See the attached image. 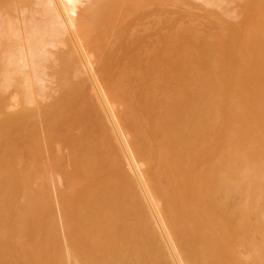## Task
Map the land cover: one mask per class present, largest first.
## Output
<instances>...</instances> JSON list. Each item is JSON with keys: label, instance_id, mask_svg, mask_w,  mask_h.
I'll return each mask as SVG.
<instances>
[{"label": "bare ground", "instance_id": "obj_1", "mask_svg": "<svg viewBox=\"0 0 264 264\" xmlns=\"http://www.w3.org/2000/svg\"><path fill=\"white\" fill-rule=\"evenodd\" d=\"M50 1H52V0H50ZM54 1H52V3ZM255 1H257V2H254V3H256V5L254 4L253 6H255L256 9H259L260 12L264 11V9H262V6L260 4H259V6H261V7L260 8L257 7L258 6L257 4L259 1H260L259 3L264 5V3H263L264 0H263V2H261L262 0H259V1L255 0ZM57 2L56 3L59 5V7H58L59 9L55 7L56 8L55 11L57 12L58 17L60 18V16H62L61 18H63L65 24L67 25V28L68 27L70 28V29L68 28L69 30H72V28H73V30H74V31H72L73 37H75L74 35H76V34L79 37L78 38L77 35H76L77 38H75V39L74 38L72 39V37H70L71 40H73L74 43H77V45L75 44L76 46H79L82 43H84L87 46V48H85L84 52L86 50L89 51L90 48H92L89 46L93 43L95 37H91V35L93 34L92 32L88 33V31H87L88 29H89V31H92V29L89 28L88 24L84 25V23H86L88 21H86V22L84 21L83 24L79 23V21H78L74 24V22H73L74 20L72 18V15H74V13H75L74 7H75L76 0H58ZM58 5H56V6H58ZM263 8H264V6H263ZM248 9H250V7ZM261 9H262V11H261ZM57 10H59V13L61 15H59ZM259 10H257V11H259ZM257 11L256 12L254 11L256 13V15L258 14ZM260 12H259V14H261ZM255 13H253L254 16H256ZM262 13L264 14V12H262ZM263 14H261L259 16L257 15L256 17H254V18H256V21H254V22L252 20H249L255 24H251V26L246 25L247 26L246 28L251 29V30H249L250 32L248 30L245 31V33L243 32L244 33L243 35L248 34L246 37L243 36V37H245L244 39H247V40H244L243 43L248 41L249 43L252 44L254 42L253 43L254 51H253V49H251V51L249 49L246 50V48H248L247 46L249 45V43L248 44L245 43L246 48L243 47L245 50L242 49V50H244V53H246V56L243 54L241 57L244 60L247 59L245 61H247L246 63H248L249 65L244 64L245 63L244 60H241V62L242 61L244 62L243 63L244 65H243V67H239L242 64H240L241 62L239 61V59L237 60V57H236L237 61H234L235 59L233 58L234 59L233 60L232 57L230 59L229 58L227 59V54L229 53L228 47L232 50H234V49L237 50L235 48L236 46L233 47L234 49L231 48L230 46L232 43L234 44L235 41H237V39L240 35H241V37H239V40L241 38V41H242L243 37H242V34H240V30H239L241 28V26H239L240 27L239 29L237 28L239 30V33L235 32V30L238 31L237 29H235L234 32H233V30L230 31L232 33H236L238 36L236 40L235 39L233 40L234 41L233 42L232 39H230L231 34H230V36L228 35L229 38L228 37L227 38L229 40H231L232 42L227 40L231 44H229L227 41H226L227 43L226 42L225 43L229 44L230 46L229 45L228 46L222 45V46L226 47V49L224 48L225 50L223 48H218V49H223V51H220L219 54H221L222 52H226V54L222 53L221 55H218V53L216 52L217 47H214L215 50L212 49L215 51V53H217V55H215L213 53L214 51H212V53H211V51H210L211 48L209 50L210 54H213L212 55V57L214 56L213 58H215V56H217V58H216V61L218 62L217 64L223 63L224 67L227 65V64L225 65V62H223L221 60L222 58L220 59L222 63L221 62L219 63L220 60L218 59V56L223 57L222 55H225L226 59L228 60V63L229 62L231 63V67L236 62L235 65H238L240 70H238L239 68L237 69V67L234 65V67H236V70H234L233 69L234 67H232V70L230 69L227 72L225 71L226 73H224V71H223V74L221 73L222 75L220 74L219 76L216 75L214 71L217 69V73L219 74L220 73L219 71H221L223 69V67L221 65H219V67H221L222 69L217 68L218 66L215 68L216 65L214 66V64H216V63H214V62H216V61H214L212 59V57L209 53L206 55V57H204L205 53L209 52V51L204 52V49L206 50V48H207L206 46L204 49L201 50V48L204 47L203 46L201 48L198 47L200 49V50L198 49V51L201 53L202 52L204 53V54L202 53L203 59H201L202 54L198 53V51H197L198 58L200 56V60L197 59V62H201L202 60H204V62H202L204 64V66L202 63L201 64H202L203 68L206 67L205 68L206 70L202 69V70H204L202 74L201 73L196 74V71L193 72L197 68H202V66L197 67V68H194L196 66L192 67V68H194V69L191 68L193 71H190V72L188 71L189 73L187 75H186V72H184L183 74L182 73L179 74L182 71L178 72V70H177V72H176L175 70L178 69L177 67L181 64V61H182V60H178V58H180V56H179L176 59L177 62L176 61L174 62L172 60L174 63H176V64L172 63L173 66L175 65L174 67L172 65H169V68H170V66H171V68H174V69H172L174 72L172 71L168 75V72H169L168 68L165 70L164 69L159 70V71H161V73L159 71H157V69H160L161 66L158 68H156V66H155L156 63H159V62H157L158 58H157V60H155V59L153 60V58H155V56L152 58L153 54H151V53H154V51H151V50L149 51L151 54V57L149 56L150 57L149 58L147 56V54L149 53L148 49H146L147 51L145 49H143L142 51H143L144 55L147 52L145 56L143 55V53H141L143 55V57L147 56L149 59H151V58L152 59L148 61L147 60L148 58L147 59L143 58V57H141V59L138 58V59H140L139 61H141V62H142V59L147 60V61L145 60L148 63L147 66L141 65L143 68H141V66L138 68L137 66L134 65L138 61L137 58L136 59H130L131 61L130 60L128 61L129 63L131 62V64L133 63L132 65H134L132 70L136 67L139 70H141V73H143L142 76L141 75L139 76L138 71H136V73H138L137 75L140 78L139 77L136 78V76L129 78V80H131V83H132V79H134V80L136 79V81L135 82L133 81V82L134 83L137 82L139 84L136 83V85H135L133 83V85H135V86L131 85V89L129 88L130 91L127 90V91H129V92H127L128 96L126 95V97L128 99L125 96L123 97L121 94L122 92H124L122 90H124V88H126V86L123 84L124 83L123 81L125 78L123 79V77H122L123 81L121 79H118V81L121 80L120 81L121 83L119 85L120 86L123 85V87L121 86L123 89H118V88H120V86H118L119 82L116 83L117 82L116 80H113V78H109L110 80H113L114 82L116 81L115 83L117 85L112 82L111 84H114V85H110L111 86V88H110V86H109L110 83L108 84V87L111 89V90L109 88L107 89L109 91L108 95L109 96L112 95V97H115L117 99V101L119 100V102L121 101V99H126V102H128L127 103L128 107L131 106V104L129 105V100L132 99L131 96H135L136 93H138V91L140 93V95H139V93L137 94V95H139V96H136L137 98L134 97L135 101L137 99L136 102H137L138 106H136V105H135L136 107L133 106V104H135L134 103L135 101L133 100L132 106L135 107V109L129 107L131 109V111L133 109L134 111L136 110V112H131L129 108H128L129 111L126 110L128 113L131 112L130 114L132 116V120L130 119L131 116L129 118V116L126 115V117H128V119H129V120H127V122H129V124H128L129 127L134 126V127H132V130L134 131L136 128V131H137V132H133V133H135V135H133V136L134 137L136 136L135 139H137V140H135V139H133V140H135V142L138 143L139 138H140L139 146L137 143H135V145H134V147L137 145L135 148V152H136L137 156L139 154V156H138L139 161L141 159L140 157L142 156V159H143V157L145 159L147 158L146 159L147 162L151 160L152 162L157 163V165L154 166L153 163H151V165H150V163L148 162L149 163L148 164L149 170H150V171H148V175H151V178L147 175L149 177V178L147 177V183H148V179H149L150 184H153V185L155 184L152 182H154L158 179V177H159L158 174H160L158 170H160L161 168H163V167L167 168L168 167V168L173 170V171L172 170L171 171L173 172V175H175V177L173 175H170V174H172L171 171L167 170V172H165L166 169H165V171L163 170L164 168L161 169L162 171H164V173H166V175L169 174L167 176L169 182L167 181L168 183L167 182L165 183L164 179H166L167 177L163 178L162 176H164V174H161L159 181H161L163 178V183L162 182L159 183V181L156 182L157 185H159V184L160 185L156 186V184H155L154 185V186H156L155 190L159 187H164L163 185L167 184L165 187L166 192L161 193V191L156 190L157 195L156 194H154V195H156L157 197L153 195V193H155V190H153V188H154L153 185H152V187H153L152 188L150 186V184H148L150 186V190L151 189L153 190V191H151V192H153L151 194V192L148 191L149 190L148 187L146 186L147 183L144 185L147 187L148 190L145 189L143 183H141V180L139 178H137L135 176H134L135 178H133V176L130 177L128 175V174H130V175L132 174L130 172V170L133 168L128 169V171H129L128 174H127V172H128L127 170H123L124 168L123 169L121 168V166L124 167L123 166L124 163H127V164L129 163V162H127L126 159H124L126 156L125 154H127L126 153L127 151L126 152L124 151L125 154L123 153V150H125V149H122L121 147H125V146H122V144H123L122 142L120 145H117L118 147L116 146V148H118V151H117L118 154H121V153L123 154V155L122 154L119 155L120 158L116 156L118 154H116V148H114V146L112 147V145H111L112 143L110 144L111 146H109V145H107V143H105L106 142V140H104L105 138L102 139L104 141V142L103 141L102 142L105 145L102 142H100L101 145H98V146L99 147L100 146L101 147H103V146L108 147L109 146L110 148L108 147V149H106L104 147L103 148L104 151L102 150V151H100V153L97 152L98 151L97 149L99 147L96 149L95 144L97 145V142L100 141V139L102 137L101 134H104L103 133L104 131L107 134L106 129H105V127H106L105 124H108L109 125V126L107 125L108 127H111V128L113 127V126H110V124H109V123H113V122H109L107 120V119L110 120V118H112L111 115H110L111 117L107 116L110 118H106V120H105L108 123L106 122L105 124H103L104 123L103 121L106 117L105 115L108 114V112L105 111L108 109L107 106H105V104L107 103L106 102L107 100H105L106 103L103 105V102L101 101L100 98L105 99V96L101 97L102 96L101 94H97L96 97H98V98L100 97L99 98L100 102H99L98 98H96L97 102H99L98 104L94 100H93L94 101V103H93V102H90L89 99L88 100L85 99L86 102L87 101L90 102L91 108H89L90 104H88V103L86 104V102H84L81 104V108H79V109H82L84 107L82 109V111L79 109L76 111L75 110L76 108L72 107V104L74 106H76L75 104H77L80 101L78 99L83 98L82 96H79L80 98H78L77 95H80L81 90H82V89L80 90V88L84 84H82L81 83L82 80H80L81 81L80 83H76V84H80L79 90L76 87L77 91L75 92L74 89H76V88L74 86H72V87H74V89L71 91L70 85H74V84L70 83V85H68L70 80L68 78H66L67 81L69 80L68 83L66 82L67 83L66 87H67V89L68 88L69 89L66 90L65 89L66 87H64L65 85L63 86L64 87L63 90H66L65 91L66 93L64 94L63 99H62V97H63V95H62V97L59 99V102L62 100H64V101H63V104H62V102L59 103L61 106L58 107L59 108L58 111L56 110V112H58L57 113L58 115L55 114V115L60 116V117L54 118L51 116L52 118L57 119V120H54L52 118H50V121L48 120L49 123L48 122L47 123L49 124L48 126H50L49 127L50 132L49 133L47 132V136H49L48 134H50V133L52 134V135L50 134L51 135L50 137H53L54 134L56 136H58V133H59L58 129H59V131H61L62 129H60V128H62L61 127L62 125H63V128H65L67 130L73 128L74 123H75L74 125L79 124L78 126L80 128H83V130H82L83 134H81L79 136H76V134H78L79 132L76 134H73L74 136H72V134L69 135V132L73 129H71L68 132V134H66L67 130L64 129V131H66L65 134L67 136L65 135L64 137H60L64 142H66L65 145L69 144L70 148L71 147L73 148V153L70 156L73 155L72 157L74 158V164H76L75 165L76 167L73 166L76 169L74 171V173L70 174L68 171H66L68 174L64 173V175L68 176V178H66V180H67L66 183L69 186L66 185V186H68V190H64L66 192L62 191L60 194L62 197V199L60 201V204L62 206L61 208L62 209L64 208L62 210L63 216L66 214V216L68 217V219L66 221H64V223H66V225L69 226V228L72 230L71 231L72 236L75 235L76 233H78L76 236L77 237L79 236V238L81 237L80 243H79V241H77L79 245L76 244L77 242L73 241L74 245L73 244L72 245L74 246L75 250H71L72 252L73 251L77 252L78 248H79L80 255H77V254H75V255L77 257L82 256L80 261L78 260L79 257L77 258L76 256H74L72 254V252L70 253V250H69L70 248L67 249V252L69 250V254H71L72 257L73 256L75 257V259L73 258L74 261L77 259L78 263L80 262V264H81V262H82V264H167L166 261H169L170 264H173L176 262H178V264H186V263H188V264H208V263L209 264H262V257L264 256V254H262V253H264V249H262V248H264V247L259 246L262 244H257V242L253 241L254 243H256L255 244L256 247H258V249L260 248L259 251H261V252L258 255L259 259H258V257H256L257 255H255L254 258H252L250 262L247 260H242L238 256V254L236 252V248L239 244L242 243V238H243V235L245 234V232H246L245 235H247L248 232L246 230H247V228L249 229L248 224L251 223L252 222L251 220H253V219L255 221H257V224H258V225L256 224L257 226H255V229L257 227L256 230H258V232L255 231L256 234L259 233L260 237L262 235L263 236L262 238H264V217L262 214V212L264 211V197L262 198V196H264V191L262 189V188H264V164L260 163V158L264 159V22H263L264 15ZM248 15H249V13H248ZM257 18H260L259 22H258ZM83 19L84 18H82V20ZM63 20L61 19V21H62L61 23H63V25H64ZM82 20L80 22H82ZM260 20L262 22H260ZM244 21H246V20L244 19ZM256 22H258L259 24H257ZM77 23H79V24L76 25ZM255 25L259 29L257 28V30L253 31V29H256V27H254ZM260 25H261V27H260ZM87 26H88V28L86 29ZM244 29L242 28L241 31ZM73 32H75V34H73ZM253 32H255V33H253ZM250 33H253L254 36L252 34L249 36ZM187 34H188V32H187ZM175 36L172 37L174 39H172V38L171 39L173 40V42H176L177 40L179 42L180 38L179 39L176 38L177 40H175ZM182 36H185V35H182ZM214 36L215 37L211 36L213 39L215 38L214 41L215 40H217V42L220 41L218 43L222 44L221 39H223L222 38L223 36H220L221 38L218 36H217L218 38H216V35H214ZM251 36H253L252 40L255 38L254 39L255 41L250 40ZM209 37H208V39H210ZM235 37H236V35H234L233 38H235ZM248 37L250 39H248ZM91 38H93V41L91 40ZM167 38H170V37H167ZM206 38H205V40L208 42L209 41L211 42L213 40L212 38H211L212 40H208ZM77 39L80 41L79 44H78V42H75V40L78 41ZM171 39H168L169 41L166 40V41H168L166 43L168 46L172 45L171 43L168 44ZM37 40H36V44L38 43ZM198 40L199 39H197L194 43H196ZM205 40H202V41L204 42ZM73 41L70 42L71 46H73V44H72ZM202 41H200V42L204 45V43ZM206 41H205V43H206ZM33 42H31V44ZM39 42H40V39H39ZM90 42H92V43L89 44ZM178 42H176V43H178ZM237 42H239V41H237ZM139 43H142V42H139ZM139 43H138V45H139ZM176 43H174V44L176 45ZM84 44H82V45H84ZM217 44H216V46H217ZM235 44L237 45V48H238V45L240 44L239 50L241 52L240 48L243 46V44H241L240 42L238 44L237 43H235ZM28 45H30V44H28ZM32 45L34 46V44H32ZM85 45H84V47H85ZM133 45H134V47L136 45L137 46L136 48H139L136 43ZM133 45L130 44V46H132V48H133ZM159 45H157V46H159ZM213 45L215 46V44H213ZM189 46L190 47L193 46V43H192V45L190 44ZM198 46H199V43H198ZM207 46L210 47L209 45H207ZM222 46L218 45V47H222ZM129 47H128V50H130V48H131V47L130 48ZM155 47L152 49H155V50H156V48L157 49L161 48V50L163 48H164V50L167 49V48H165V46L163 48H162V46L156 47V48ZM177 47H179V46L177 45ZM184 47L186 49V50H184V57L187 58L188 56L192 55L191 54L192 51H195L194 55L196 54V49H197V48H195L196 46H193L194 49H192L190 47L188 48V46H184ZM184 47L181 46L180 47L181 50H183ZM28 48L32 49L29 46H28ZM75 48L77 49V47H75ZM75 48L73 47L72 51L74 50V52L76 53ZM78 48L80 49V46ZM136 48H135V50H136ZM171 48L168 47V49L165 50L166 52L163 50L164 52L162 51V54L163 53L164 54L161 56H160V54H158L160 56V58H162L165 54H167L168 51H169V53H173L172 50L175 49V46H171ZM187 49H190V50H188V52H191V53H188ZM208 49L209 48H207V50ZM92 50H93V48H92ZM92 50H90V51H92ZM94 50H96V51H94ZM94 50H93L94 53L97 51H100V50H97L95 48H94ZM116 50H119V49L117 48ZM181 50H179V51H181ZM88 51H86V52L88 53ZM247 51H250V56H249L250 58L248 57L249 53H247ZM77 52H78V54L76 53L77 57H79L80 61L83 62L81 58L84 55H86L85 54L86 52L84 53L83 56L81 55L82 57H80V54H83V52L82 51H81V53H79L80 51H77ZM120 52L119 53L117 52V53L120 54ZM185 52H187L190 55H187V53H185ZM75 53H74V55H75ZM121 53H123V52H121ZM169 53L167 54L168 57L170 56ZM180 53L182 54L183 51ZM233 53L236 54V51ZM251 53L252 54L256 53V54L252 57ZM89 54H90V52H89ZM102 54H104V53H102ZM114 54H113V56L115 57ZM240 54H242V52ZM66 55L70 56L71 54L69 53ZM74 55H71V57H68V58H67V56H64L63 58L62 57L61 58H62V60L64 59L63 61H65L66 59H69L68 62L66 60V62L68 64L69 62L71 63L74 61L73 59H74V57H76V55L75 56ZM137 55L139 56V53H137ZM158 55L156 53L157 57H158ZM185 55H187V56H185ZM208 55L210 57H208ZM103 56L104 55H102V57ZM65 57H66V59H65ZM77 57H76V59L79 61V59ZM116 57L120 58L119 55L118 56L116 55ZM207 57L209 59L211 58V60L213 62H210V60H209V62H207L208 61V60H206ZM228 57H230V56L228 55ZM189 58H191V59L196 58V55L190 56L187 59L190 60ZM84 59H85V57H84ZM123 59H125V58H122V60ZM169 59L170 58H168V60ZM223 59H224V57H223ZM71 60H73V61H71ZM122 60H120V62ZM132 60H136V62L134 63ZM159 60L162 62V64H164L163 63L164 59H163V61H162V59H159ZM174 60H175V57H174ZM188 60H187V62H191L193 59L190 61H188ZM87 61L88 60H86V62ZM154 61H155V63H154ZM165 61H166V59H165ZM167 61H166V64H167ZM195 61L196 60L194 59L193 62L197 65V62H195ZM120 62L117 61L118 64L122 63V62L121 63ZM128 62H126V63L124 62V63L126 65H128L127 64ZM141 62H139V63L137 62V63L140 64ZM178 63H180V64H178ZM184 63L186 64L185 61H184ZM194 63H191L190 65H192ZM206 63H208V64H206ZM210 63H211V65H210ZM237 63H239L240 65ZM118 64H117V66H118ZM166 64H164V65L166 66ZM177 64H178V66H176ZM201 64H199V65H201ZM108 65H109V63H108ZM121 65L123 66L124 64H121ZM121 65H119V66H121ZM143 65H145V63ZM182 65H183V63H182ZM190 65H188V66H190ZM81 66H82V64H81ZM104 66H107V65H105V61H104V65L101 67L102 70L104 69ZM115 66L116 65H113V67H115ZM117 66L115 68L116 70H117V68H119V66L118 67ZM130 66L131 65L129 64V67ZM212 66L215 69H213ZM246 66H248V68H246ZM109 67L112 68V66H109ZM109 67H106V68H109ZM123 67L121 69H123ZM125 67H127V66H125ZM182 67L185 68L184 65ZM182 67L179 66V70ZM229 67H230V65L228 66V68ZM125 69H127V68H125ZM125 69H124V71H126ZM142 69H143V72H142ZM219 69H221V70H219ZM109 70L107 69V71H109ZM155 70L158 73H160V75L162 73H165L164 76H163V74H162V76H160L159 74L157 76V73ZM187 70H188V68H187ZM200 70L201 69H199L197 71H200ZM127 71H129V70H127ZM130 71H131V69H130ZM165 71H168V72H165ZM236 71H238V72H236ZM131 72L134 75L135 72H133V71H131ZM165 75H167V76H165ZM179 75H181V76L179 77ZM182 75H184V76L182 77ZM131 76H132V74H131ZM159 76L163 79L159 80L158 79ZM184 77H187L189 79V82L186 80L187 78L185 79ZM183 78L187 82V84H186V82L185 83L182 81L180 82V80H183ZM138 79H139V82L137 81ZM106 80L108 82V79H106ZM129 80L127 78V82H130ZM127 82H125V84ZM182 83H184V84H182ZM91 84H92V82H91ZM112 86L115 87V89L118 86L117 92H119V90L122 92L117 94L116 90H114L112 88ZM93 87L91 86L92 89H93ZM127 87H130V85L127 84ZM155 87H157V89H155ZM132 88L138 89L137 92H136V89H135V91L133 90V92L135 94H133V92H131ZM158 89L160 91H158ZM69 90L71 92H67ZM94 90H95V88H94ZM140 90H142V91H140ZM149 90H150V92H151V90H153L155 93L158 92V94L156 93L157 95H155V93H154V95H153L152 93L149 92ZM110 92H113V93H110ZM114 92H116V93H114ZM96 93L97 92L94 93V96ZM128 93H130L131 95H129ZM124 94H126V92ZM120 96H122L121 99L118 98ZM112 97H110L108 99V101L111 99V101H110L111 103L108 105V107L111 105V107L113 108L112 105L113 104H114V106L116 105L113 102L114 101L117 102V101L114 98L112 101ZM104 99H103V101H104ZM175 99H177V101H178V102L176 101L177 103L174 102ZM76 100L78 101L77 103L75 102ZM73 101L75 102V104ZM122 101H124V104L126 105L125 100H122ZM122 101H121V103H123ZM172 101L175 104L172 103ZM81 102H83V100ZM121 103L117 102V105L121 104ZM83 104H84V106L82 107ZM94 104L95 105L97 104L96 107H100V109H97L95 107L98 111H100L102 109L100 111V113L102 115L100 113L98 114V112H96L97 110L94 108ZM86 105H87V108H86ZM92 106H93V108H92ZM127 106H126V108H127ZM71 107L75 108L74 110L76 113L72 114L73 109ZM139 107H140V109H136ZM70 108L72 109L71 113L69 111V110H71ZM103 108H105V110ZM87 109H88V111L90 110L89 112L92 113L93 117L91 116V113L89 115L88 111H87V113H82V112H85V110H87ZM92 109L93 110L95 109V111H93ZM109 109H110V107H109ZM109 109L107 111L111 110V109L110 110ZM80 111H81V113H80ZM102 111L104 113H102ZM78 112H79V115H78ZM127 112H125V113H127ZM66 113H67V116H66ZM9 114L10 113L5 114L6 116H4V117L0 115V117H3V119H5L4 122L0 121V129H1L0 130V137H1V134H4V135L6 134L11 139V141L9 140L11 142V143L9 142V144H10L9 146L7 144L8 142L6 144H2L3 140L1 141L2 145L8 146L9 150L5 146L6 149L8 150V152H6L7 151L6 149H5L6 151H3V150L0 151L2 153V155H0V158H1V156H3V152H4L5 157H6L5 152L7 153L8 157H10V159L6 157V159L10 161V164H8L9 161L7 162L8 166H6L7 164L5 165L6 160L5 159L3 160V157H2V159H0L2 161V163H0V165L2 166L4 163V166L7 167V168H5L3 166L0 168V169H3V170H0V200L3 201L5 199V201H4L5 205L2 204V202H0L3 205V208H1V209H4L3 211L1 210L2 211L1 213H4V214H0V219H1L0 225L2 223L1 227L3 228V231L0 229L3 232L2 233L0 231L1 232V234H0V264H21V261H20V263L17 262V260H20L19 258L21 256H19L18 259H17V256L19 254H21V252H19V251H23V254H21L22 258H23V255L25 254L24 252L26 250H27V256L28 257L25 256L24 259H22V262H25V260H27V258H30L31 260L30 259L29 260L31 262L29 263V260H27L26 261L27 264H62V263L66 264L67 259L64 262V258H65L64 253H66V252L63 251V250H65L63 248L67 244L65 243L66 245H64V247L62 248V246H63L62 244L64 243V240L62 241L63 243H60L61 246L58 243L59 241L57 238L61 239L60 238L61 234H60V236H58L59 231L57 229L56 221H55L56 228L54 226V228L52 229L53 221L51 220L52 216H50V215H53V214H50V213H52V211L51 212L49 211V209H50L49 205L50 204L49 205L46 204L49 201V200L47 201L48 196L45 197V199L42 198V201H41V199L39 200V198L42 194L39 197H35L37 195V193H35L36 190L33 191V189H36L39 186L38 187L36 186V188H35V187H32V185H31V188H30L29 187L30 183L28 185V182L30 181L29 177H31L30 175L33 174V172L31 173L29 171L30 175L27 173V176H26V173H25L26 169L24 171V174H21L20 170H15V171L13 170L16 167H19L20 164L22 163V160H20L23 158L22 156L26 155L25 159L27 158V156H28L27 151H29V148H31L32 145L35 146V144H36V146H37V144L40 145L39 144L40 142L38 143L36 141L37 138L35 139V142H37V143H35L34 141L31 142V140L33 139V138L31 139V137L34 135V133L32 132L34 129L33 130L31 129V127H33V124H30L28 126L29 129H31L30 130L31 135H29L28 133L22 135L24 132L22 129V127L24 125L23 126L20 125V122L22 121V116L19 114L17 115V114L13 113L15 115V116L13 115L14 116L13 117V116H11L12 114L11 115H9ZM68 114H71L72 116L76 115V114L77 115H76L75 119H72V118H74V116L71 118V116L69 115V117H70L69 118ZM95 114H97L98 116H95ZM109 114H111V113L109 112ZM130 114H128V115H130ZM7 115H9L11 117L9 118V116H7ZM55 115H53V116H55ZM102 117H104V118H102ZM63 118H64V120H63ZM8 121H9V124H8ZM110 121H114V120H110ZM2 124H3V126H2ZM111 125H114V124H111ZM236 125H237V127L239 125L238 130H239V128L242 129L243 127H246V130L245 131L243 130L244 131L242 133L243 137L241 138V139H243V138H245V139H243L244 142H241L242 140L240 141V139H239V141L241 143L240 142L238 143V141L236 140L237 141L236 143L238 145H236V143H233V145H232V143H231L232 146H229V141H227V140H229V138H228L229 132H230V130L232 131L231 128L235 127ZM241 125H244V126L241 127ZM9 126H10V129L12 128L11 132L9 130L10 135L7 134ZM107 129H109V128H107ZM113 129H115V128H113ZM111 130H109L110 132H108V134H107V135H110V137L113 134L115 136L119 132L118 129H117V131H118L117 133H116V130L115 131L114 130L111 131ZM235 130H236V132H238L237 129H235ZM13 131H14V133H13ZM15 132H18L17 134L20 133L19 137ZM233 132H234V130L232 132H230V134L234 135L235 133H233ZM61 134H59V135H61ZM118 134L116 136H118ZM15 135H16V137H15ZM27 135H29V136L27 137ZM3 136L1 138H3ZM8 136H7V138H8ZM50 137H48V139ZM233 137L235 138V135L232 136V138ZM107 138H109V137H107ZM111 138L113 139V137H111ZM118 138L114 137V139L117 142L120 140V139L117 140ZM54 139H55L54 140L55 142L57 140H61V139H57L56 137ZM110 139H109V142L112 140V139L111 140ZM114 139L112 140L113 144H115V143L117 144L116 141L114 142ZM5 140H4V142H5ZM49 141H52V140L50 139ZM95 141H97V142H95ZM107 141H108V139H107ZM120 141L118 142V144L120 143ZM29 142H31L32 144H29ZM64 142L59 141V143H64ZM109 142H108V144H109ZM232 142H234V141L232 140ZM52 143H54V142H52ZM243 143L246 144L245 149L243 148V146H244ZM19 146H22V148L18 149ZM36 146L34 147L35 149L38 147V146L37 147ZM239 146H242L241 151H240V149H238ZM127 147H125V148H127ZM27 148H28V150H27ZM93 148H95L96 150H93ZM100 148H99V150L102 149V148L101 149ZM21 149H23V151H24V149H26L27 153L24 151L25 154L22 155L20 152H23V151L19 152V150H21ZM33 149H32V151H33ZM110 149H111V151H110ZM36 150L40 151V146ZM211 150H213L214 152H212ZM119 151H120V153H119ZM202 151H204V152L206 151V152L205 153L203 152V158H201L203 160L201 162L200 161L201 159H199V158H200V155H202V154H200ZM20 154L22 156H20L18 158V156ZM30 154L31 153H29V155ZM34 154H36V156H37V153H34ZM214 154L215 155L217 154L218 156L217 157L215 156L216 157L215 158ZM253 155H258V158H256L254 156V159H253ZM129 156H130V153H129ZM58 157L59 156L55 157V160H58ZM218 157L220 158L219 161H218ZM28 158H29V156H28ZM32 158H35V157L31 156V159ZM255 159L259 160V163L257 164V165H259V167L257 165L252 166V164H254L256 161ZM15 160H17V161H15ZM27 160H30V159H27ZM34 160H33V163H34ZM59 160H60V158H59ZM114 160H115V163H114ZM146 160L143 159L142 162H144V161L146 162ZM196 160H199V164H197L198 162L197 163L195 162V164L193 163V161H196ZM135 161H137V160H135ZM252 161H253V163H252ZM257 161H256V163H257ZM13 162H15L14 164H16V162H17V164H18V165L17 164L15 165L16 166L15 168L13 167L14 166V164H12ZM29 162H31V160ZM130 162H131V160H130ZM237 162H240L239 167H241V168H238L236 166ZM27 163H28V161H27ZM132 163H133V160H132ZM134 164H135V162L133 163V165ZM191 164H194L195 166L192 167ZM11 166L13 167V169ZM21 166H20V169H21ZM134 166H136V164ZM161 166H163V167H161ZM198 166H200V167L198 168ZM128 167H130V166L128 165ZM260 167H262V168H260ZM42 168H44V167H42ZM195 168H197V169H195ZM251 168H252V172L248 173V171ZM45 169H47L46 166H45ZM45 169H42V170H45ZM125 169H127L126 165H125ZM135 169H136V167H135ZM42 170L39 172H42ZM136 171H137V169H136ZM153 171H155V172L152 174L158 176V177H156L153 175V177H156L155 180L153 179L152 174H151V172H153ZM162 171H161V173H163ZM21 172H22V169H21ZM45 172H46V170H45ZM45 172H43L44 175L38 174V172H37L38 178L40 175L42 177L44 176L43 179L47 178V176H45V175L47 174L48 170L46 173ZM16 173H20L18 175H21V176L15 177ZM135 173H134V175L137 174V176H138V174H139L138 171L136 174ZM62 175H63V173H62ZM24 176H26V177L24 178ZM67 176H65V177H67ZM169 176L170 177L172 176L171 177L172 180H175V181L172 182V180ZM33 178L34 177H32L31 179H33ZM131 178H133L134 180ZM151 180H153V181L150 182ZM7 184H9V185L11 184L15 188V189L13 188L14 191L11 192L13 189L11 190V188L9 187L11 191H9L7 193L12 194V195L9 196V194L6 193L7 197H10L9 199L7 198V200H9L10 203H8L9 201L6 202V195L4 196V194H3V191L5 193V189H8V188H4L3 186L8 187L9 185H7ZM169 185H173L175 187L173 189L177 188L176 190H178V188H179L178 193H171V192H175L176 190H173L172 188H171L172 190L170 189V187H173V186H170L169 190H168L167 186H169ZM41 187L42 186H40L39 188H41ZM165 189L163 190L161 188V190L163 192L165 191ZM19 190L24 191V193L22 195H24L26 197L22 196V198H25L27 201H25L26 203L24 202L25 204L22 202L24 204V205L22 204L23 208L20 207V208L15 210L14 206H17V205L12 206L14 204L13 199H15L13 197H15L14 193L20 192ZM41 190L43 191V187L40 189V192L44 193ZM146 190L150 193H148ZM167 190H168V192H167ZM170 190H171V192H169ZM37 191H39V190L37 189ZM158 191L160 193H158ZM258 191H261L260 193H262L261 194L262 196L258 195V193H257ZM25 193H26V195H25ZM18 194H21V193H18ZM145 194H147V196H150V195L153 196L156 200L158 199L159 202H160V197H161L162 198L161 201L166 205V207L170 204V202H172L174 207L167 209V210L172 209V211L173 210H175V211H173V213H168L169 211L166 213V211H167L166 210V211H164L165 212L164 214L162 211V213H161L162 216L160 214L159 215L163 218V220L160 218L159 221L157 222V220L154 219L156 215H154V213H153V212H155V211H153V209L155 207L157 208V205L154 207L155 203L154 204L152 203L154 208L150 209V208H152L149 206V205H151V202L150 203L147 202L148 200L150 201V198L149 197L146 198ZM159 194H161L162 196L160 195V197H158ZM45 195H46V193H45ZM72 195L74 196V198ZM256 195H257V198L261 196V199L263 202L259 198H258L259 201L255 202V199H257ZM68 196L70 197V199ZM16 197H18V196H16ZM37 198H38V200H37ZM154 198H153V201L151 199L152 202H154ZM253 198H254V202H253ZM25 199H22V201H24ZM43 199H44V202H43ZM141 199L142 200L147 199L146 200L147 203L145 201L142 202ZM39 201H41V203H43V207ZM62 201H63V203H62ZM158 201H156V204L159 203ZM250 201H252V202H250ZM38 202H39L41 207H38ZM51 202H49V203H51ZM261 202H262V204H261ZM167 203H169V204H167ZM172 203L170 205H172ZM256 203L260 204V207H259V205H255V207L256 206L257 207L255 209H253L254 204H256ZM6 204L8 205V207ZM19 205L21 206V204H18V206ZM44 205H46V206H44ZM9 206H12V207L9 208ZM35 207H38L39 210L38 209L34 210ZM15 208H17V207H15ZM256 209H259V210H256ZM254 210H256V211H254ZM63 211H65V212H63ZM35 212L36 213L38 212V214L34 215V214H36ZM159 215L157 214V217H159ZM148 216H150V219L152 221H154V223L151 220H149ZM157 217H156V219H157ZM27 218L29 220H27ZM30 218H33L36 221H38V222L32 223L34 225L35 224L37 225V226L32 225V226H34V228L30 227L29 226L30 224L28 226L26 225L27 227L24 226V224H27L28 221H29V223H31ZM52 219H54V218H52ZM64 219H65V217H64ZM24 220H26L27 222ZM23 221L26 223H24ZM150 222H152L153 226L155 225V222H157L158 230L161 229L160 227H162L165 224L164 228H165V230H168L167 232L170 235L167 234V232H165V230L163 231V229H161L160 232L163 231V233L161 234L159 232V235H160L159 238L161 239L159 241H162V238H163L162 242H163L164 246H166V249L164 248V250H163V246L160 247L159 243H156V244H158L157 246H152V241L153 240L155 241V239H157L156 238L157 231L155 234V230H154V228H156L157 226L155 225L156 227H152ZM167 224H168V227L166 228ZM252 225L253 224L251 223L250 226L252 227ZM69 228H66V230L68 229L67 232L70 230ZM186 228L187 229L189 228V230H186ZM253 228H251V230H253ZM53 230L57 233L58 237L55 235L57 238L54 236L55 233H53ZM251 230L249 229L250 232H251ZM45 231L47 233L48 232L49 233L47 234V233H45ZM169 231H171V232H169ZM182 231H185V232L188 231L187 232L188 234H186L185 232L182 233ZM255 232H254V234H255ZM50 234H52V235H50ZM68 234H69V232H68ZM171 234H173L174 236L176 234V238H180V240H182V238H183V240H185V242H183V240L179 242V243L183 242L182 243L183 247H181L182 250L180 249L181 244L179 245V250H181V251H179V254L181 252L180 256L182 258V259H180L181 260L180 263H179V261H176V262L174 261L179 256L178 253H176V256L177 255L178 256L175 259L174 258L171 259L172 257H174V256H171V253L169 252L170 247L172 246V244H171L172 241L169 239V238H171ZM173 235H172V238L174 237ZM166 237H169V238H166ZM247 237H251V236H247ZM260 237L258 239V236H257L256 239L260 240ZM70 239H72V238H70ZM73 239L76 240L75 237ZM254 239H255V237H254ZM77 240H79V239L77 238ZM164 240H167L168 243H169V241H171V242L168 245L167 242L164 243ZM177 240H179V239H177ZM248 242H250V240L245 242L246 247L248 246L247 244H249ZM253 242L251 241V243H253ZM259 243H262V242L259 241ZM57 244L59 245V247ZM76 245H78V246L75 247ZM96 245L99 247H97ZM153 245H155V243ZM68 246H66V247H68ZM95 246L97 247L96 249H95ZM168 246H170L169 249H168ZM250 246H253V245L251 244ZM55 247H57V249ZM172 247L174 248V245ZM253 247H255V246H253ZM22 248H24L25 251L22 250ZM58 248H60L61 250H59ZM90 248L94 249V251H96L99 248L98 254H97L98 256L95 255L93 250ZM242 248H243V246H242ZM251 248L252 247H250L249 249L251 250ZM258 249H257V251H258ZM166 250L168 251L167 254L169 253L170 258L168 257V255L166 256ZM254 250H256V249L254 248ZM79 251L77 252L78 254H79ZM89 251L92 252V254H94L95 257L92 254L90 255ZM182 251H183V253H182ZM85 252L86 253L88 252V253L86 254ZM104 252H106V253H104ZM184 252H186L188 254V255L186 254L189 258L188 261H187V259L185 260V258H184V257L187 258V256H184L185 255ZM82 253H83V255H82ZM255 253H256V251H255ZM69 254L68 253L66 254L67 258H69L68 257ZM87 255H88V257H87ZM99 255H100V257H99ZM172 255H174V254H172ZM260 256H261V258H260ZM72 257H70V259ZM62 258H63V261L61 260ZM182 260H184L183 261L184 263H181ZM212 260L214 263L211 262ZM69 261L71 263L72 259ZM171 261H173V263ZM263 261H264V258H263ZM75 263L78 264L77 261H75Z\"/></svg>", "mask_w": 264, "mask_h": 264}, {"label": "rangeland", "instance_id": "obj_2", "mask_svg": "<svg viewBox=\"0 0 264 264\" xmlns=\"http://www.w3.org/2000/svg\"><path fill=\"white\" fill-rule=\"evenodd\" d=\"M52 1H54V0H52ZM52 1H50V0H0V115L1 116H6L5 114H7V113H10L9 115H11V116H13L14 114H19V115H21L22 116V121L20 122V125L21 126H23L22 127V129H23V134L22 135H24V134H29V135H31V129L33 130L32 132L34 133V135L31 137V142L32 141H34L35 142V139H36V141L40 144V145H38L37 144V146L39 147L40 146V151H38V150H36L38 147L36 146V144H35V146L37 147L36 149L34 148L35 146H31V148H29V151H27L28 150V148H27V150L26 149H24V151L27 153V155L29 156V158H28V156H27V158L25 159V156H22V155H24L25 154V152L23 151V149H21V150H19V152L20 151H23V152H20L21 154L18 156V158L20 157V156H22L21 158L22 159H20V160H22V163L20 164V166H21V169H22V172H21V169H20V166L19 167H16L15 165L17 164V162H16V164H14L15 162H13L12 164H14V168L15 169H13V167H12V169L15 171V170H20V173L21 174H24V171H25V169H26V171H25V173H26V176H27V173L30 175V172L32 173L33 172V174H31L30 176L31 177H29L30 179V181L28 182V185H29V183H30V185H29V187L31 188V185H32V187H35L36 188V186L38 187H40V186H42L43 187V191L42 192H44V193H41L40 192V189L42 188H36V189H33V191L34 190H36V192L35 193H37V195L35 196V197H39L41 194L43 195H41L40 196V198H39V200L41 199V201H42V198H44L45 199V197H47L46 199H47V201H48V203H46V204H50L49 206H50V209H49V211L51 212L52 211V213H50V214H53V215H50V216H52V218H54V219H52L51 218V220L53 221V227H52V229L54 228V226H55V221H56V225H57V229H58V231H59V235L58 236H60V234H61V239H59V238H57L58 236H57V233L53 230V233H55L54 234V236L58 239V243L60 244V243H63L62 241L64 240V243L62 244L63 246H62V248L64 247V245H66V246H68V247H64L63 249H65V250H63L64 252H66V253H64V255H65V258H64V262L66 261V259H67V263L66 264H76L75 263V261H77V263H78V260L80 261L81 260V257L82 256H76L75 254H77V255H80V251H79V248H78V251H79V254L75 251H71V250H75V248H74V242H77V241H79V243H80V239H81V237L79 238V236L77 237L76 235L78 234V233H76L75 235H73L72 236V234H71V229L69 228V226H67L66 225V223H64V221H66L67 219H68V217L66 216V214L63 216V213H62V210L64 209H62L61 207V204H60V201H61V199H62V197H61V192L62 191H64V190H68V184L66 183L67 182V180H66V178H68V176L67 175H64V173L66 174L67 172L66 171H68L70 174H72V173H74V171L76 170L74 167H76L75 165L76 164H74V158L72 157V156H70L72 153H73V148L71 149L70 148V145L69 144H67V145H65L66 144V142H64L60 137H64L66 134H68V132L71 130V129H73V130H71L70 132H69V135H71L72 134V136H74L73 134H76V133H78V134H76V136H79V135H81V134H83V128H80L78 125L79 124H76V125H74L73 124V128H71V129H69V130H67V129H65V128H63V125L61 126L62 128H60V129H62L61 131H59V129H58V136H56L55 134V136L53 135V137H50L51 135L50 134H48L49 136H47V132L49 133L50 132V129H49V127L50 126H48L49 124V122H48V120L50 121V118H52V117H54V118H58V117H60V116H57L58 114V112H56V110L58 111L59 110V108L58 107H60L61 105L59 104V103H61L62 102V104H63V101L64 100H62L63 98H64V94L66 93L65 91L66 90H68L67 89V87H66V84L68 83V81H69V83H68V85H70V83L71 84H74V85H70V89H71V91L74 89V87L76 88H78V90H79V87H80V84H76V83H80L81 81L80 80H82V84H84L83 86H81V88H80V90H81V93H80V95H77L78 96V98H80L79 96H82L83 98H80V99H78V100H80L79 102L76 100L75 102L78 104H75V102H74V104L76 105V106H74L73 104H72V107H75V108H72L73 109V113L72 114H74V113H76L75 112V110L77 111L79 108H81V104L82 103H84V102H86L85 101V99H89V101L90 102H93L94 103V101L98 104L99 102H100V100H99V98L98 97H96L97 96V94H101L100 96L101 97H104L105 96V99H104V101H103V99L102 98H100L101 99V101L103 102V105L107 102H109L107 105L105 104V106H107V108L109 109V107H110V111H107V110H105V108H103L106 112H108V114L107 115H105L106 117H105V119H104V123L103 124H105L107 121H105L106 120V118H110L111 116H112V118H110V120H114V121H110L109 119H107L109 122H113V123H109L110 124V126H113L112 128L111 127H108L109 125L108 124H105V129H106V132H107V134H108V132H110L109 130H116V133L118 134V136H114V134L112 135L111 133V137H113V139H114V137L116 138H118L119 136V138L117 139V140H119L120 141V143L118 144V142L114 139V142L116 141L117 142V144L115 143V144H113V139L110 137V135H107L106 133H105V131L103 132L104 134H101V139H100V141H95V142H97V145L95 144V148L97 149L99 146L98 145H101V143L100 142H102L103 140L102 139H104V140H106V142L105 143H107V145H109V146H111L112 145V147L114 146V148H116V146L117 145H120L121 144V142L123 143L122 144V146H125V147H127V148H125V147H121L122 149H125V150H123V153H124V151L127 153V154H125L126 156H125V158L124 159H126L127 160V162H129L128 164L127 163H124L123 164V166L124 167H122L121 165V168L123 169V170H127L128 171V169H130V168H133V169H131L130 170V172L133 174H128L129 173V171L127 172V174L130 176V177H132L133 176V178H135V177H137V178H139L140 180H141V183H143V185L144 184H146L147 183V177L149 176L150 178H151V175H148V171H150L149 170V163H150V165H151V163H153L154 164V166L155 165H157V163L155 162H152L151 160L150 161H148L147 162V158L145 159L144 157H143V159L144 160H146V162L144 161V162H142V156L140 157L141 159H140V161H139V158H138V156H139V154H138V156H137V154H136V152H135V148H136V146L134 147V145H135V143H137V142H135V140H137V139H135V137L133 136V135H135V133H133V132H137L136 131V128H135V130L133 131L132 130V127H134V126H131V127H129V122H127V120H129L128 119V117H126V115L127 116H129V118H130V116H131V112H136V110L134 111L133 109H132V111H131V109L129 108V107H131V108H134L135 109V107L136 106H138L137 105V99H136V101H135V98L134 97H136V96H139L140 95V93H139V91H138V93H139V95H137L138 93H136V95L135 96H131L132 97V99H130L129 100V105L131 104V106H127V103L128 102H126V99H121L122 98V96L124 97H126V95H127V92H129L130 90H129V88L131 89V85H133V83L136 81V79L134 80V79H132V83H131V80H129V78H132V77H134V76H136V78L137 77H139L140 75L142 76V74L143 73H141V70H139L138 68L142 65V66H147V60L149 61V60H151L154 56H155V58H153V60L155 59V60H157V58H158V60H157V62H159V63H156V68H158V67H160V69H157V71H159V70H161V69H167L168 68V70H169V72L168 71H165V72H168V75H169V73H171L173 70L172 69H174V68H171V66H170V68H169V65H172V63L173 64H176V63H174L175 61H176V59L180 56V58H178V60H182L181 61V64L180 63H178V64H180L179 66L180 67H182L183 65L185 66V68L184 67H182V68H180V70H179V66H178V64L176 65V66H178L177 68L178 69H176L175 71L177 72V70H178V72H180V71H182V72H180L179 74H183L184 72H186V75L190 72V71H193L192 69H194V68H197V67H201L202 66V62H204V60H202L201 62H197V59H199L200 60V56H199V58H198V55H197V51H198V49L199 48H201V47H203V48H201V50L202 49H204L205 48V46L207 47V48H209L208 50H207V48H206V50L204 49V52H206V51H209L210 50V48H211V53H212V51H214L215 49H214V47H217V50H216V52L218 53V55H221L222 53L224 54H226V52H222L221 54H219L220 53V51H223V49L225 48L226 49V47H224L225 45H229V44H231V43H229V41H231V40H229L228 38H229V36H230V34H231V36H230V39H232V41L235 39H237V34L236 33H232V32H230L231 30H233V32H234V30L235 29H239L240 27L239 26H241V28L239 29L240 30V34H242V37L243 36H247L246 34L245 35H243L244 33H245V31H249V30H251V29H248V28H246L247 26H251V24H255V23H253L254 21H256V18H254V17H256L258 14H259V12H260V10L259 9H256L255 8V6H253L254 4L256 5V3H254V2H257V1H253V0H76V3H75V7H74V11H75V13H74V15H72V18H73V22H74V24L76 23V22H78L79 21V23H82L83 24V22L85 21H88V22H86V23H84V25L86 24H88V26H89V28H91L92 29V31H89V29L87 30L88 31V33L89 32H92L93 34L91 35V37H95L94 38V41H93V38H91V40L93 41V43L92 42H90L89 44H91L89 47H92L93 48V50H94V48L95 49H97V50H100V51H97V52H95L94 53V51H96V50H92V48H90V50H92V51H88V50H86V51H88V53L86 52H84V50H85V48H87V46L84 44V43H82V44H84L85 45V47H84V45H79L80 46V49L78 48L79 46H76L77 45V43H74V41L73 40H71V38L70 37H72V39L74 38H77L78 37V35H77V37H76V35H74L75 37H73L72 36V31H74L73 30V28H72V30H69L68 28H67V25L65 24V22H64V20H63V18H61L62 16H60V18L58 17V15H57V12L55 11V9L56 8H58L59 7V3L57 2L58 0H55L53 3H52ZM259 1V0H258ZM58 4H57V3ZM260 2V1H259ZM258 2V8H260L261 6H262V9H264L263 8V4H261V3H259ZM261 2H263V0L261 1ZM264 3V2H263ZM52 4V5H51ZM259 4L261 5V6H259ZM56 5H58V6H56ZM250 7V9H248L249 7ZM56 7V8H55ZM59 9V8H58ZM255 9V10H254ZM262 9H261V11H262ZM246 10V11H245ZM257 10H259V11H257ZM58 11V13H59V10H57ZM257 11L258 12V14L256 15V13L255 12ZM252 12V13H251ZM262 12H264V11H262ZM262 12H260L261 14H263ZM248 13H249V15H248ZM251 13V14H250ZM253 13H255V15L256 16H254L253 15ZM247 14V15H246ZM261 14H259V15H261ZM59 15H61L60 13H59ZM258 15V16H259ZM264 15V14H263ZM82 18H84L83 20H82ZM86 18V19H85ZM61 19L63 20V22H64V25H63V23H61L62 21H61ZM244 19L246 20V21H244ZM255 19V20H254ZM259 19L260 18H257V20H258V22H259ZM82 20V22H80ZM249 20H252V21H249ZM248 21V22H247ZM243 22V23H242ZM247 22V23H246ZM252 22V23H251ZM258 22H256L257 24H259ZM260 22H262L261 20H260ZM263 22H264V20H263ZM79 23H77L76 25H78ZM245 24V25H244ZM256 24V25H257ZM261 24V23H260ZM263 24V23H262ZM247 25V26H246ZM256 25L254 26V27H256ZM88 26L86 27V29L88 28ZM235 26V27H234ZM243 26V27H242ZM253 26V25H252ZM107 27V28H106ZM253 27V28H254ZM260 27H261V25H260ZM66 28V29H65ZM244 29V30H242L241 31V29ZM250 28V27H249ZM252 28V29H253ZM257 28L258 27H256V29H253V31L254 30H257ZM237 29V30H238ZM259 29V28H258ZM67 30V31H66ZM161 30V31H160ZM239 30L238 31H236L235 30V32H238L239 33ZM71 31V32H70ZM94 31V32H93ZM76 32V31H75ZM75 32H73V34H75ZM187 32H188V34H187ZM242 32V33H241ZM244 32V33H243ZM250 32V31H249ZM257 32V31H256ZM161 33V34H160ZM186 33V34H185ZM229 33V34H228ZM248 33V32H247ZM253 33H255V32H253ZM253 33H250L249 34V36L252 34L253 35ZM160 34V35H159ZM219 34V35H218ZM221 34V35H220ZM233 34V35H232ZM70 35V36H69ZM175 36V40H177V39H179V42H178V40L176 41V42H178V43H176V42H173V40L172 39H174V38H172L173 36ZM182 35H185V36H182ZM188 35V36H187ZM214 35H216V38H218V37H220V36H223L222 38L223 39H221L222 41H221V43L222 44H219L218 42H220V41H218L217 42V40H215L214 41V39L212 38V37H215ZM229 35V36H228ZM234 35H236V37L235 38H233L234 37ZM172 36V37H171ZM210 36V37H209ZM212 36V37H211ZM218 36V37H217ZM254 36V35H253ZM253 36H251V39L248 37V39H250V40H252V37ZM167 37H170V38H167ZM184 39H183V38ZM207 37V38H206ZM208 37L210 38V39H208ZM226 37V38H225ZM228 37V38H227ZM239 37H241V35L239 36ZM239 37H238V39H237V41H239L241 44H243V46L240 48L241 49V52H242V54H240L241 52H240V50H239V45H238V48H237V45L235 44V43H239V42H237V41H235V43L233 44H231V48H233L234 46H236L235 48L237 49V50H235L234 48V50H232V49H230L229 47H228V49H229V53L227 54V59L229 58H231L232 57V59L234 60V61H237L238 59H239V61L241 62V60H244V59H242V55L244 54L245 56H246V53H244V48H246L245 46H246V44H248L249 42L248 41H246L245 43H243L244 42V40H247V39H244L245 37H243L242 38V41H241V38H240V40H239ZM79 38V37H78ZM172 38V39H171ZM177 38V39H176ZM205 38L206 39H208V40H212L210 43L208 42V41H206L205 40ZM212 38V39H211ZM221 38V37H220ZM38 39V40H37ZM39 39H40V42H39ZM168 39H171L170 40V42L168 43V44H172V45H170V46H168L166 43L169 41ZM197 39H199L196 43H194L195 41ZM255 39V38H254ZM253 39V40H254ZM36 40L38 41V43L36 44ZM78 40V39H77ZM166 40H168V41H166ZM174 40V41H175ZM202 40H205L206 41V43H205V41L203 42ZM219 40V39H218ZM224 40V41H223ZM227 40H229V41H227ZM252 40V41H253ZM35 43H34V42ZM73 41V46H71V43L70 42H72ZM161 41V42H160ZM200 41H202L203 43H204V45L200 42ZM214 41V42H213ZM229 43V44H226L227 42ZM231 41V42H232ZM255 41V40H254ZM31 42H33L32 44H34V46L31 44ZM75 42H78V44H79V40L78 41H76L75 40ZM139 42H142V43H139ZM160 44H158V43ZM173 42V43H172ZM226 42V43H225ZM234 42V41H233ZM251 42V41H250ZM137 44L138 45V43H139V45H138V47L139 48H136L137 46L135 45V47H134V45L133 44ZM174 43H176V45L174 44ZM192 43H193V46H196L195 48H197L196 49V58H192L193 60L195 59L196 61L195 62H197V65L193 62V60L191 59V58H189L190 60H192L191 62H187V58L188 57H190V56H195L194 55V52L195 51H192V53L191 52H188V50H190V49H187V52L188 53H191L192 55H190V54H188L187 52H185V53H187V55H190V56H188L187 58L186 57H184V50H186L185 49V47L184 46H188V48L190 47L189 45L191 44L192 45ZM198 43H199V46H198ZM209 43V44H208ZM218 43V44H217ZM225 43V44H224ZM254 43V42H253ZM253 43L251 44V43H249V45L247 46L248 48H246V50L247 49H249L250 51H251V49H253V51H254V47H253ZM28 44H30V45H28ZM36 44V45H35ZM76 44V45H75ZM88 44V45H89ZM130 44L131 45H133V48H132V46H130ZM159 45V46H157V45ZM195 44V45H194ZM212 44V45H211ZM213 44H215V46L213 45ZM216 44H217V46H216ZM32 45V46H31ZM75 45V46H74ZM177 45L179 46V47H177ZM207 45H209L210 47H208ZM218 45L219 46H222V45H224V46H222V47H218ZM28 46L30 47V48H32V49H29L28 48ZM131 48H130V47ZM161 47L162 46V48L165 46V48H167L168 49V47L169 48H171V46H175V49L174 50H172L173 51V53H169V51L167 52V54L169 53V57H168V55L167 54H165L162 58H160V56L161 55H163L162 54V51L164 50V48L161 50V48L159 49H157L156 47ZM181 46H183L184 47V49L183 50H181ZM193 46H191L190 48H192V49H194L193 48ZM250 46V47H249ZM255 46V45H254ZM73 47L75 48V47H77V49L75 48V51H76V53L78 54V52L77 51H80L79 53H81V51L83 52V54H80V57H82L83 55H84V53L86 54V55H84L81 59H82V61L83 62H81L80 61V59H79V57H77V54L74 52V50L72 51V49H73ZM82 47V48H81ZM128 47L130 48V50H128ZM156 48V50L155 49H152V48ZM199 47V48H198ZM244 47V48H243ZM84 48V49H83ZM99 48V49H98ZM119 49V50H116V49ZM135 48H136V50H135ZM141 48V49H140ZM174 48V47H173ZM178 48V49H177ZM187 48V47H186ZM218 48H223V49H218ZM79 49V50H78ZM83 49V50H82ZM89 49V48H88ZM121 49V50H120ZM143 49H148V52L151 50V51H154V53H151V54H153V56H152V58L151 59H149L150 57H151V54H150V52L147 54V56L149 57H143V55H144V53H143ZM167 49H165V50H167ZM172 49V48H171ZM212 49H214V50H212ZM224 49V50H225ZM227 49V50H228ZM242 49H244V50H242ZM164 50V51H165ZM179 50H181V51H179ZM200 50V49H199ZM256 50V49H255ZM72 51V52H71ZM115 51V52H114ZM123 52V53H121V52ZM142 51V52H141ZM147 51V50H146ZM163 51V52H164ZM183 51V53L181 54L180 52H182ZM210 51L209 52H206L205 53V56L204 57H206V55L209 53L210 54ZM232 51V52H231ZM236 51V54L235 53H233V52H235ZM250 51H247V53H249L248 54V57L250 56ZM252 51V52H253ZM257 51V50H256ZM68 52V53H67ZM75 53V55H76V57L79 59V61L76 59V57H74L75 55H74V53ZM89 52H90V54H89ZM92 52V53H91ZM99 52V53H98ZM120 52V54H118V53ZM127 52V53H126ZM161 52V53H160ZM166 52V51H165ZM228 52V51H227ZM258 52V51H257ZM71 54V55H74L73 57H74V61L73 60H71V61H73V62H69L68 64H67V62L69 61V59H66V57H65V59L67 60V62H66V60L65 61H63L62 60V58L64 57V56H67L66 54ZM102 53H104V54H102ZM115 53V54H114ZM137 53H139V56L137 55ZM141 53H143V55L141 54ZM147 53V52H146ZM146 53H145V55H146ZM156 53H157V55L158 54H160V56L158 55V57L156 56ZM180 55H179V54ZM198 53H200V54H202L201 52H199L198 51ZM215 55H217V53H215V51L213 52ZM65 54V55H64ZM88 54V55H87ZM113 54L115 55V57L113 56ZM204 54V53H203ZM203 54L201 55V59H203ZM256 53H251V56L253 57L254 55H255ZM71 55L70 56H67V58L68 57H71ZM82 55V56H81ZM102 55H104L103 57H102ZM116 55L118 56H120V58L119 57H116ZM141 55V56H140ZM144 55V56H145ZM178 55V56H177ZM183 55V56H182ZM187 55H185V56H187ZM211 55V57H212V55L213 54H210ZM228 55L230 56V57H228ZM88 58H87V57ZM106 56V57H105ZM138 56V57H137ZM173 56V57H172ZM177 56V57H176ZM223 57H224V59H223V57H219L218 56V59L220 60L221 58V60L223 61V62H225V67L223 66L224 64L221 62V60L219 61V63L221 62L222 64H217L218 62L216 61V58H217V56H215V58H213L212 57V59L214 60V61H216V62H214V63H216V64H214V66H215V68L217 67V68H221V67H219V65H221L222 67H223V69L221 70V69H219V70H221V71H219L220 73L218 74L217 73V69L214 71L215 72V74L216 75H220L221 73L223 74V71H224V73H226L228 70H232V67H234V65L236 64V62L234 63V65L231 67V63L229 62L228 63V60L226 59V57H225V55H222ZM235 56V57H234ZM31 57V58H30ZM62 57V58H61ZM84 57H85V59L86 60H88L87 62H86V60L84 59ZM105 57V58H104ZM114 57V58H113ZM141 57H143V58H148L146 61L145 60H143L142 59V62L141 61H139L140 59H141ZM173 59H172V58ZM174 57H175V60H174ZM208 57H210L209 55H208ZM207 57V59L206 60H208L207 62H209V60H210V62H213L212 60H211V58L209 59ZM236 57H237V60H236ZM239 57V58H238ZM251 57V58H252ZM23 58V59H22ZM122 58H125V59H123L122 60ZM138 59V58H140V59H138V63L139 62H141L140 64H138L137 62H136V60H132L135 64V66H137L138 68H134L133 70H132V68L134 67V65H132L131 64V62L129 63L128 61L130 60V59ZM168 58H170L169 60H168ZM184 58V59H183ZM244 58V57H243ZM250 58V57H249ZM104 59V60H103ZM159 59H162V61H163V59H164V61H163V63L164 64H166V61H167V64H166V66L164 65V64H162V62L159 60ZM165 59H166V61H165ZM187 59V60H186ZM21 60V61H20ZM76 60V61H75ZM120 60H122L121 62H120ZM127 60V61H126ZM174 62H173V61ZM190 60H188V61H190ZM225 60V61H224ZM245 60H247V59H245ZM244 60V62L242 61L240 64H242V65H240L239 63H237V64H239L240 66L239 67H243V65L244 64H248V63H246L247 61H245ZM63 61V62H62ZM104 61H105V65H107V66H104V71L102 70V66L104 65ZM117 61H119L121 64H124L123 66L121 65V64H118L117 63ZM131 61V60H130ZM184 61L186 62V64L184 63ZM227 61V62H226ZM81 62V63H80ZM126 62H128L127 64L128 65H126L125 63ZM177 62V61H176ZM180 62V61H179ZM108 63H109V65H108ZM116 63V64H115ZM145 63V65H143ZM154 63H155V61H154ZM182 63H183V65H182ZM191 63H194V64H192V65H190ZM202 63V64H201ZM244 63V64H243ZM9 64V65H8ZM81 64H82V66H81ZM117 64H118V66L119 65H121V66H119V68H117V70L115 69L116 68V66H117ZM129 64L131 65L130 67H129ZM159 64V65H158ZM199 64H201V65H199ZM206 64H208V63H206ZM230 65V67L228 68V66ZM62 65V66H61ZM102 65V66H101ZM113 65H116L115 67H113ZM158 65V66H157ZM188 65H190V66H188ZM210 65H211V63H210ZM213 65V64H212ZM249 65V64H248ZM109 66H112V68L111 67H109ZM117 66V67H118ZM125 66H127V67H125ZM141 66V68H143ZM166 68H165V67ZM168 66V67H167ZM173 66V65H172ZM175 66V65H174ZM173 66V67H174ZM188 66V67H187ZM194 66H196V67H194ZM203 66H204V64H203ZM203 66H202V68H197L196 70H194L193 72H195L196 71V74H199V73H203V71L204 70H202V69H205V68H203ZM207 66V65H206ZM236 67H237V69L239 68L238 67V65H235ZM18 67V68H17ZM106 67H109V68H106ZM123 67V69H121ZM152 67V66H151ZM192 67H194V68H192ZM236 67H234L233 69L234 70H236ZM125 68H127V69H125ZM131 69V71H133V72H135L134 73V75H133V73L130 71V69ZM140 68V69H141ZM149 68V67H148ZM155 68V69H156ZM187 68H188V70H187ZM192 68V69H191ZM212 68L213 69H215L213 66H212ZM225 68V69H224ZM245 68V67H244ZM246 68H248V66H246ZM107 69L109 70V71H107ZM121 69V70H120ZM124 69L126 70V71H124ZM182 69V70H181ZM186 69V70H185ZM199 69H201L200 71H197V70H199ZM115 70V71H114ZM123 70V71H122ZM127 70H129V71H127ZM206 70V69H205ZM233 70V71H234ZM238 70H240V68L238 69ZM74 71V72H73ZM76 71V72H75ZM102 71V72H101ZM121 71V72H120ZM136 71H138V73H139V76L137 75L138 73H136ZM156 71V70H155ZM156 71V73H157V76H158V74L160 75V73H161V71H159L160 73H158ZM163 71V70H162ZM189 71V72H188ZM202 71V72H201ZM226 71V72H225ZM60 72V73H59ZM129 72V73H128ZM131 72V73H130ZM142 72H143V69H142ZM174 72V71H173ZM236 72H238V71H236ZM103 73V74H102ZM127 73V74H126ZM155 73V74H156ZM131 74H132V76H131ZM163 74V76H164V74L165 73H162ZM162 74L160 75V76H162ZM167 74V73H166ZM221 74V75H222ZM125 75V76H124ZM128 75V76H127ZM130 75V76H129ZM185 75V74H184ZM184 75H182V77L184 76ZM185 75V76H186ZM158 77V79L160 80H162L163 78H161V77ZM165 76H167V75H165ZM181 75H179V77H180ZM189 76V75H188ZM122 77H123V79H124V81H123V79H122ZM66 78H68L69 80L67 81L66 80ZM109 78H113V80H116L115 82L116 83H118V86H120L119 84L121 83L120 81L122 80L124 83V85L126 86V88H124V90H122V91H124V92H122V91H120L119 90V92H117L118 90H117V88H118V86H117V88L115 89V87H113L112 86V88L114 89V90H116V92H117V94L118 93H120V92H122L121 94H122V96H120V97H118V98H120L121 99V101L122 100H125V103H126V105L124 104V101H122L123 103H121V101L119 102V100L117 101V99L115 98V97H112V95L111 96H109L108 95V84H109V86L110 85H114V84H111L112 82L113 83H115L113 80H110ZM127 78H128V80L130 81V82H127ZM140 78V77H139ZM185 79L187 78V77H184ZM184 78H183V80H180V82L182 81V82H186L185 80H184ZM106 79H108V82H107V80ZM118 79H121L120 81H118ZM181 79V78H180ZM66 80V81H65ZM91 80V81H90ZM126 80V81H125ZM188 82H189V79L187 78L186 79ZM86 81V82H85ZM134 81V82H133ZM138 82H139V79L137 80ZM67 82V83H66ZM91 82H92V84H91ZM125 82H127L126 84H125ZM26 83V84H25ZM115 83V84H116ZM131 83V84H130ZM137 83V82H136ZM136 83H134L135 85H136ZM184 83H182V84H184ZM76 84V85H75ZM127 84L128 85H130V87H127ZM137 84H139V83H137ZM142 84V83H141ZM186 84H187V82H186ZM65 85V86H64ZM78 85V86H77ZM117 85V84H116ZM135 85H133V86H135ZM66 87L65 89L66 90H63V88L64 87ZM72 86H74V87H72ZM91 86L93 87V89L91 88ZM122 87H123V85H121ZM120 86V88H118V89H123L122 87ZM142 86V85H141ZM72 87V88H71ZM83 87V88H82ZM138 87V86H137ZM2 88V89H1ZM77 88L76 89H74L75 90V92L77 91ZM94 88H95V90H94ZM110 88H111V86H110ZM109 88V89H110ZM128 88V89H127ZM143 88V87H142ZM145 88V87H144ZM135 89L136 88H132V91L131 92H133V90L135 91ZM155 89H157V87H155ZM3 90V91H2ZM85 90V91H84ZM94 90V91H93ZM111 90V89H110ZM126 90V91H125ZM127 90H129V91H127ZM137 90L138 89H136V92H137ZM154 90V89H153ZM153 90H151V92H150V90H149V92L150 93H152L153 95H154V91ZM70 90L69 91H67V92H71ZM140 91H142V90H140ZM158 91H160L159 89H158ZM64 92V93H63ZM79 92V91H78ZM95 92H97L96 94H95V96H94V93ZM116 92H114V93H116ZM126 92V94H124ZM130 92V93H131ZM63 93V94H62ZM93 93V94H92ZM110 93H113V92H110ZM130 93H128L129 95H131ZM157 94H158V92H156ZM155 93V95H157ZM77 94V93H76ZM79 94V93H78ZM82 94V95H81ZM84 94V95H83ZM133 94H135L134 92H133ZM132 94V95H133ZM62 95H63V97H62ZM93 97H92V96ZM114 95V94H113ZM86 96V97H85ZM99 96V95H98ZM115 96V95H114ZM128 96V95H127ZM62 97V101H60L59 102V99ZM85 97V98H84ZM110 97H112V101H113V98L114 99H116V101L118 102V103H121V104H118L117 105V102H113V103H115L116 105L114 106V104L112 105L113 106V108L111 107V105L108 107V105L111 103L110 101H111V99L108 101V99L110 98ZM130 97V98H131ZM93 98V99H92ZM96 98H98V100H99V102H97V99ZM127 98V97H126ZM137 98V97H136ZM2 99V100H1ZM128 99V98H127ZM83 100V102H81ZM94 100V101H93ZM105 100H107L106 102H105ZM133 100L135 101L134 103L135 104H133V106H135V107H133L132 106V102H133ZM14 101V102H13ZM89 101H87L86 102V104L88 103V104H90V102ZM177 101V99H175V101L174 102H176ZM173 101H172V103H174ZM178 102V101H177ZM176 102V103H177ZM92 103V104H93ZM59 104V105H58ZM97 104L95 105L94 104V108L97 106ZM175 104V103H174ZM80 106V107H79ZM84 106V104L82 105V107ZM90 107L89 108H91V104L89 105ZM126 106H127V108H126ZM151 107V106H150ZM70 108V109H71ZM84 108V107H83ZM82 108V109H83ZM86 108H87V105H86ZM88 108V109H89ZM92 108H93V106H92ZM97 109H100V107H96ZM95 108V109H96ZM128 108L130 109V113H128L126 110H128ZM72 109L71 110H69L70 111V113L72 112ZM75 109V110H74ZM82 109H79V110H81L82 111ZM88 109L87 110H85V112H82V113H87V111H88ZM95 109L93 110V111H95ZM96 109V110H97ZM136 109H140V107L139 108H136ZM102 110V109H101ZM100 110V111H101ZM81 111H80V113H81ZM84 111V110H83ZM90 111V110H89ZM88 111V112H89ZM100 111H96V112H98V114L100 113ZM129 111V110H128ZM4 114H2V113ZM95 112V113H96ZM109 112L111 113V114H109ZM125 112H127V113H125ZM14 113V114H13ZM68 113V112H67ZM67 113H66V116H67ZM90 113L91 112H89V115H90ZM102 113H104L103 111H102ZM55 114H57V115H55ZM94 114V113H93ZM101 114V113H100ZM128 114H130V115H128ZM9 115H7V116H9ZM53 115H55V116H53ZM69 115L71 116V118L74 116V118H72V119H75V117H76V115H71V114H68V117H69ZM78 115H79V112H78ZM86 115V114H85ZM102 115V114H101ZM111 115V116H110ZM125 115V116H124ZM11 116H9V118L11 117ZM15 116V115H14ZM13 116V117H14ZM52 116V117H51ZM91 116H92V113H91ZM95 116H98L97 114H95ZM104 116V115H103ZM107 116H110V117H107ZM3 117H0V119L2 118L3 119ZM12 117V118H13ZM62 117V116H61ZM93 117V116H92ZM7 118V117H6ZM54 118H52V119H54ZM70 118V117H69ZM97 118V117H96ZM102 118H104V117H102ZM0 120V121H5V119H3V120ZM61 119V118H60ZM131 120H132V116H131V118H130ZM7 120V119H6ZM27 120V121H26ZM54 120H57V119H54ZM59 120V119H58ZM62 120V119H61ZM60 120V121H61ZM63 120H64V118H63ZM7 122V121H6ZM25 122V123H24ZM48 122V123H47ZM108 123V122H107ZM131 123V122H130ZM6 124V123H5ZM8 124H9V121H8ZM30 124H33V127H31V129H29V125ZM111 124H114V125H111ZM246 124V123H245ZM11 125V124H10ZM108 125V126H107ZM132 125V124H131ZM2 126H3V124H2ZM6 126V125H5ZM4 126V127H5ZM8 126V125H7ZM76 126V127H75ZM81 126V125H80ZM244 125H241V127H243ZM247 126V125H246ZM66 127V126H65ZM72 127V126H71ZM238 127H239V125H238ZM238 127H237V125L235 126V127H233V128H231L232 129V131L234 130V132L233 133H235L234 135H235V138L233 137L232 138V136H234L233 134H230V132H232L231 130H230V132H229V136H228V138H229V140H227V141H229V146H232L233 145V143H236L237 141H238V143L241 141V142H244L243 141V139H245V138H243V139H241L242 137H243V132L246 130V127H243L242 129L241 128H239V130H238ZM8 128V127H7ZM67 128V127H66ZM75 128V129H74ZM107 128H109V129H107ZM111 128V129H110ZM113 128H115V129H113ZM245 128V129H244ZM12 129V128H11ZM10 129V126H9V129H8V132H7V134H9L10 135V132L12 131ZM21 129V130H22ZM64 129L65 130H67V132L66 131H64ZM117 129H118V131H117ZM131 129V130H130ZM235 129H237L238 130V132H236V130ZM241 129V130H240ZM1 130V129H0ZM9 130H10V132H9ZM20 130V131H21ZM111 130V131H112ZM244 130V131H243ZM82 131V132H81ZM65 132H66V134H65ZM81 132V133H80ZM13 133H14V131H13ZM16 134L18 133V132H15ZM22 133V132H21ZM36 133V134H35ZM62 133V134H61ZM102 133V132H101ZM20 134V133H19ZM19 134H17L18 135V137H19ZM59 134H61V135H59ZM138 134V133H137ZM4 134H1V137L3 136ZM29 135H27V137L29 136ZM105 135V136H104ZM7 136L8 135H4L3 136V138H1L0 137V151H6L7 149L9 150V148H8V146L10 145L9 144V142L11 141V139H10V137L8 136V138H7ZM67 136V135H66ZM109 137V138H107V137ZM138 136V135H137ZM15 137H16V135H15ZM48 137H50L49 139H48ZM57 138V139H61V140H57L56 142L54 141L55 139L54 138ZM99 137V136H98ZM112 140H111V139ZM138 138V137H137ZM6 139V140H5ZM52 140V141H49V140ZM107 139H108V141H107ZM109 139L111 140L110 142H109ZM133 139H135V140H133ZM239 139H240V141H239ZM3 140V141H2ZM4 140H5V142H4ZM8 140V141H7ZM10 140V141H9ZM232 140L234 141V142H232ZM237 140V141H236ZM1 141H2V144H6L7 142V144H8V146L7 145H5L6 147H7V149H6V147L4 146V145H2L1 144ZM59 141L60 142H64V143H59ZM132 141V142H131ZM139 141H140V138H139ZM138 141V146H139V142ZM31 142H29V144H32ZM33 142V143H34ZM37 142H35V143H37ZM52 142H54V143H52ZM104 142V141H103ZM102 142V143H103ZM108 142H109V144H108ZM240 142V143H241ZM11 143V142H10ZM112 143V144H111ZM231 143H232V145H231ZM104 144V143H103ZM111 144V145H110ZM244 144V143H243ZM105 145V144H104ZM236 145H238L237 143H236ZM97 146V147H96ZM108 146V147H109ZM28 147V146H27ZM30 147V146H29ZM101 147V146H100ZM99 147V148H100ZM105 146H103V147H101L100 149L101 150H99V148L97 149L98 151L97 152H99L100 153V151H104V148ZM108 147H105L106 149H108ZM118 147V146H117ZM236 147V146H235ZM20 148H22V146H19L18 147V149H20ZM24 148V147H23ZM34 148V149H33ZM70 148V149H69ZM95 148H93V150H96ZM110 148V147H109ZM120 148V147H119ZM139 148V147H138ZM243 148L245 149L246 148V144H244V146H243ZM6 149V150H5ZM31 149V150H30ZM32 149H33V151H32ZM238 149H240V151L242 150V146H239V148ZM243 149V150H244ZM8 150L6 151V152H8ZM36 150V151H35ZM72 150V151H71ZM115 150V149H114ZM120 150V149H119ZM205 150V149H204ZM110 151H111V149H110ZM118 148H116V154H118ZM129 151V152H128ZM212 152H214L213 150H211ZM5 152V155H6V157L7 158H9L10 159V157H8V155H7V153ZM95 152V151H94ZM203 152L204 151H202L200 154H202V155H200V158L199 159H201V158H203ZM206 152V151H205ZM204 152V153H205ZM29 153H31L30 155L32 156V157H35V158H32L31 159V156L29 155ZM34 153H37V156H36V154H34ZM96 153V152H95ZM119 153H120V151H119ZM129 153H130V156H129ZM34 156H33V155ZM98 154V153H97ZM115 154V153H114ZM115 154V155H116ZM122 154V153H121ZM121 154H118V155H116L117 157H119L120 158V156L119 155H121ZM0 155H2V153L0 152ZM123 155V154H122ZM57 156H59L58 157V160H55V157H57ZM67 156V157H66ZM202 156V157H201ZM217 157L218 155L216 154H214V157ZM254 156L256 157V158H258V155H253V159H254ZM2 157H3V160L5 159L6 161V163H5V165L7 164V162L9 161V160H7L6 159V157L4 156V152H3V156H1V158L0 159H2ZM124 157V156H123ZM130 157V158H129ZM132 157V158H131ZM215 157V158H216ZM16 158V157H15ZM59 158H60V160H59ZM129 160H128V159ZM25 159V160H24ZM27 159H30L31 160V162H29L30 160H27ZM35 159V160H34ZM71 159V160H70ZM122 159V158H121ZM120 159V160H121ZM149 159V158H148ZM18 160V159H17ZM17 160H15V161H17ZM33 160H34V163H33ZM118 160V159H117ZM130 160H131V162H130ZM132 160H133V163L135 162V164H136V166H134L133 165V163H132ZM135 160H137V161H135ZM202 160L203 159H201L200 161L202 162ZM220 160V158L218 157V161ZM256 160V159H255ZM254 160V161H255ZM258 160V159H257ZM256 160V161H257ZM1 161V160H0ZM27 161H28V163H27ZM73 161V162H72ZM124 161V160H123ZM122 161V162H123ZM242 161V160H241ZM256 161H255V163L254 164H252V166L253 165H257L258 163H259V160L257 161V163H256ZM4 162V161H3ZM20 162V161H19ZM37 162V163H36ZM118 162V161H117ZM116 162V163H117ZM121 162V163H122ZM126 162V161H125ZM195 162L197 163V164H199V160H196V161H193V163L195 164ZM243 162V161H242ZM0 163H2V161L0 162ZM26 165H25V164ZM114 163H115V160H114ZM252 163H253V161H252ZM260 163L262 164H264V159L263 158H260ZM8 164H10V161H9V163ZM8 164L6 165V166H8ZM74 164V165H73ZM120 164V163H119ZM194 164H191L192 165V167H194L195 165ZM196 164V165H197ZM237 165V167L238 168H241V167H239V165H240V162H237L236 163ZM243 164V163H242ZM18 165V164H17ZM117 165V164H116ZM125 165H126V168L127 169H125ZM128 165L130 166V167H128ZM4 166V163H3V165L1 166L0 165V168L1 167H3ZM45 166H46V168L47 169H45ZM74 166V167H73ZM243 166V165H242ZM258 167H259V165H257ZM5 167V166H4ZM42 167H44V168H42ZM135 167H136V169H137V171H138V176H137V171H136V169H135ZM152 167V166H151ZM161 167H163V166H161ZM200 166H198V168H199ZM263 167V166H262ZM262 167H260V168H262ZM5 168H7V167H5ZM74 168V169H73ZM154 168V167H153ZM164 168V169H163ZM163 168H161V169H163L164 171H165V169H166V171L165 172H167V170L168 171H171L172 169H170V168H165V167H163ZM42 169H45L46 170V172H47V170H48V172H47V174L45 175V176H47V178H45V179H43L44 178V176L42 177L41 175H44V173L43 172H45V170H42ZM151 169V168H150ZM159 169V168H158ZM158 170L159 171V173L160 174H158V176H156V175H154V174H152V173H154L155 171H153V172H151V174H152V177H153V175L154 176H156V177H158V179L156 180V181H154V182H152L153 180H151L150 182H152V183H155L156 184V186H159V185H157V183L156 182H158L159 181V178H160V176H161V174H164V176L166 175V173H164V171H162V170ZM195 169H197V168H195ZM0 170H3V169H0ZM42 170V172H39V171H41ZM64 170V171H63ZM154 170V169H153ZM28 171V172H27ZM30 171V172H29ZM62 171V172H61ZM161 171L163 172V173H161ZM173 171V170H172ZM171 171V172H172ZM37 172H38V174H41L40 176H39V178H38V175H37ZM45 172V173H46ZM61 172V173H60ZM136 172V173H135ZM170 172V173H171ZM249 172H252V168L248 171V173ZM20 173H16L15 174V177H17V176H21V175H18V174H20ZM62 173H63V175H62ZM134 173L136 174V175H134ZM68 174V173H67ZM69 174V175H70ZM175 174V173H174ZM33 175V176H32ZM148 175V176H147ZM169 174H167L165 177L164 176H162L163 178H166L167 176H168ZM170 175H173V172H172V174H170ZM23 176V175H22ZM26 176H24V178L26 177ZM65 176H67V177H65ZM135 176V177H134ZM174 177H175V175H173ZM32 177H34L33 179H31ZM43 179H41V178ZM148 177V178H149ZM156 177H153V179L155 180V178ZM170 177V176H169ZM172 177V176H171ZM170 177V178H171ZM19 178V177H18ZM133 178H131V179H133ZM163 178H162V180L161 181H159V183L160 182H162L163 183ZM169 178V179H170ZM138 179V180H139ZM175 179V178H174ZM22 180V179H21ZM45 180V181H44ZM48 180V181H47ZM69 180V179H68ZM134 180V179H133ZM166 180V181H165ZM171 180H172V178H171ZM168 181V177L166 178V179H164V182L166 183ZM175 180H172V182H174ZM169 182V181H168ZM167 182V183H168ZM171 182V183H172ZM66 183V184H65ZM69 183V182H68ZM161 183V184H162ZM43 184V185H42ZM148 184H150L149 183V179H148V183L146 184V186L148 187V189H147V187L144 185V187H145V189H147L148 191H153V190H155V188H156V186H154L153 184H150V186L152 187V185L154 186V188H153V190L151 189L150 190V186L148 185ZM170 184V183H169ZM173 184V183H172ZM7 185H9V184H7ZM66 185H68V186H66ZM167 185V184H166ZM166 185L164 184L163 186L164 187H159V188H157L156 190H159V191H161V193H165L166 192V189H165V187H166ZM174 185V184H173ZM173 185H169V186H167L168 187V190H169V187L170 186H173ZM4 188H8V189H5V193H4V191H3V194H4V196L6 195V193L7 192H9V191H11L14 187H13V185H9L8 187L6 186H3ZM11 188V190H10V188ZM47 187V188H46ZM161 188L164 190L165 189V191L163 192L162 190H161ZM173 189V188H175L174 186L173 187H170V189ZM15 189V188H14ZM14 189L11 191V192H13L14 191ZM37 189L39 190V191H37ZM171 189V190H172ZM177 189V188H176ZM176 189H173V190H176ZM263 189V191H264V188H262ZM7 190V191H6ZM146 190V191H147ZM156 190H155V193H153V192H151V194L153 193V195L154 194H156L157 195V193H156ZM168 190H167V192H168ZM171 190L169 191V192H171ZM20 192H16V193H14V195H15V197H13V198H15V199H13V202H14V204L12 205V206H14V205H17V206H14V209L16 210V209H18V208H23L22 206L26 203L25 201H27L25 198H22V196L23 197H26V196H24V195H22L23 193H24V191H21V190H19ZM147 191V192H148ZM158 191V193H160ZM177 191V192H176ZM175 192H171V193H178V191H179V188H178V190H176ZM262 191V192H263ZM48 192V193H47ZM64 192H66V191H64ZM139 192V191H138ZM137 192V193H138ZM150 192H148V193H150ZM261 191H258L257 193H258V195H261L262 193H260ZM18 193H21V194H18ZM34 193V194H35ZM45 193H46V195H45ZM260 193V194H259ZM7 194H9V193H7ZM140 194V193H139ZM10 195H12V194H9V196ZM25 195H26V193H25ZM50 195V196H49ZM63 195V194H62ZM156 195H154V196H156ZM160 195L161 194H159V196L158 197H160ZM16 196H20L19 198L18 197H16ZM73 196V195H72ZM141 196V195H140ZM145 196H146V198H150V201L148 200L147 202H151V205H152V203L154 204V207L157 205V208L155 207H153V205L151 206V205H149L150 207H152V208H150V209H153V211H155V212H153L154 213V215H156L155 216V220H157V222L159 221V219L161 218L162 220H163V218L161 217L162 215H161V213H162V211H163V214L165 213L164 211H166L167 209H170V208H173L174 207V205H173V203L172 202H170V204L172 203V205H170L169 203H167V204H169L167 207H166V205L161 201V197H160V202L158 201V199L156 200L153 196H147V194H145ZM162 196V195H161ZM262 196V195H261ZM261 196L260 197H258L261 201H262V199H261ZM64 197V196H63ZM69 197V196H68ZM67 197V198H68ZM157 197V196H156ZM264 196H262V198H263ZM7 198L9 199L10 197H7V195H6V202H8L9 200H7ZM73 198H74V196H73ZM72 198V199H73ZM142 198V197H141ZM153 198H154V202H152L153 201ZM164 198V197H163ZM256 198H257V195H256ZM257 198V199H258ZM4 199V198H3ZM22 199H25L24 201H22ZM44 199H43V202H44ZM69 199H70V197H69ZM143 199V198H142ZM141 199V200H142ZM145 199V198H144ZM151 199H152V201H151ZM257 199H255V202L257 201H259V199L257 200ZM15 200V201H14ZM37 200H38V198H37ZM147 200V199H146ZM146 200H142V202H146ZM158 201L159 203L158 204H156V201ZM164 200V199H163ZM5 199L3 200V201H1L0 200V202H2V204H4L5 205ZM41 201H39L40 203H41ZM46 201V200H45ZM52 201V202H51ZM64 201V200H63ZM63 201H62V203H63ZM167 201V200H166ZM4 202V203H3ZM19 202V203H18ZM24 204H23V203ZM39 202H38V207H41L40 206V204H39ZM49 202H51V203H49ZM146 202V203H147ZM165 202V201H164ZM168 202V201H167ZM250 202H252V201H250ZM253 202H254V198H253ZM263 202V201H262ZM262 202H261V204H262ZM8 203H10V201L8 202ZM7 203V204H8ZM12 203V202H11ZM37 203V202H36ZM166 203V202H165ZM1 203H0V214H4V213H1L4 209H1V208H3V205H2ZM6 204V205H7ZM18 204H21V206L19 205L18 206ZM23 204V205H22ZM145 204V203H144ZM253 204V203H252ZM41 205H42V207H43V203H41ZM63 205V204H62ZM255 205H259V207H260V204H254V207H253V209H255L256 207H255ZM12 206H9V208L10 207H12ZM37 206V205H36ZM44 206H46V205H44ZM52 206V207H51ZM6 207V206H5ZM7 207H8V205H7ZM15 207H17V208H15ZM38 207H35V209L34 210H37L38 209ZM52 208V209H51ZM157 209V210H156ZM252 209V210H253ZM260 209V208H259ZM259 209H256V210H259ZM263 209V208H262ZM2 210V211H1ZM33 210V209H32ZM39 210V209H38ZM256 210H254V211H256ZM152 211V210H151ZM169 211V212H168ZM173 211H175V210H173ZM173 211H172V209L171 210H167L166 211V213L168 212V213H173ZM63 212H65V211H63ZM158 212V213H157ZM33 213V212H32ZM31 213V214H32ZM36 213V212H35ZM152 213V214H153ZM38 214V212L36 213V214H34V215H37ZM157 214L159 215V217H157ZM262 214H263V217H264V211L262 212ZM64 217H65V219H64ZM67 217V218H66ZM156 217H157V219H156ZM164 217V216H163ZM148 218H149V220H151L150 219V216H148ZM152 218V217H151ZM31 219V223H29V221L27 222L26 220H24V221H26L27 222V224H24V226H28L29 224V226L30 227H33L34 228V226L36 225H34V224H32V223H34V222H38V221H36L35 219H33V218H30ZM27 220H29L28 218H27ZM161 220V221H162ZM254 220V219H253ZM253 220H251L252 222V227L250 226L251 225V223H249L248 224V227H249V229L251 230V228H253V230H251V232L249 231V229L247 228V235H245L246 234V232H245V234L243 235V238H242V243L241 244H239L238 246H237V248H236V252H237V254H238V256L242 259V260H247V261H251V259L252 258H254V256L255 255H257L256 257H258V255L260 254V252L261 251H259L260 250V248L258 249V247H256V243H254V242H257V244H262V245H259V246H262V247H264V238H262L263 236L261 235V237H260V234L258 233V234H256V232H258V230H256L257 229V227H256V229H255V226H257L258 224H257V221H253ZM0 221H1V219H0ZM23 221V222H24ZM152 221V220H151ZM26 222H24V223H26ZM153 223H154V221H152ZM152 222H150L151 223V226L152 227H156L157 226V222H155V225L153 226L152 225ZM165 222V221H164ZM256 222V223H255ZM68 224V223H67ZM257 224V225H256ZM32 225H34V226H32ZM66 225V226H65ZM165 225V224H164ZM164 225L162 226V227H160L161 229H163V231L165 230V228H164ZM2 226V223H1V225H0V229L3 231V228L1 227ZM26 226V227H27ZM37 226V225H36ZM168 227V224L166 225V228ZM251 227V228H250ZM55 228H56V226H55ZM66 228H69L70 230L68 231L69 232V234H68V232H67V230H66ZM51 229V230H52ZM157 229V230H156ZM161 229H159L158 230V226L156 227V228H154V230H155V234H156V231H157V235H156V238L157 239H155V241L153 240L152 241V246H157L158 244H156V243H159L160 245V247H162L163 246V250H164V248L166 249V246H164V244H163V238H162V241H159V240H161L159 237H160V235H159V232H160V230ZM0 230V231H1ZM186 230H189V228L187 229L186 228ZM1 231V232H2ZM57 231V232H58ZM163 231H161L160 233L162 234L163 233ZM168 230H165V232H167ZM256 231V232H255ZM1 232H0V234H1ZM74 232V231H73ZM72 232V233H73ZM169 232H171V231H169ZM183 232H185V231H182V233ZM188 232V231H187ZM187 232H185L186 234H188ZM250 232V233H249ZM254 232H255V234H254ZM3 233V232H2ZM45 233H47L46 231H45ZM49 233V232H48ZM47 233V234H48ZM52 233V232H51ZM52 233V234H53ZM52 234H50V235H52ZM71 234V235H70ZM167 234H169L168 232H167ZM251 234V235H250ZM254 236H253V235ZM69 235V236H68ZM80 235V234H79ZM170 235V234H169ZM168 235V236H169ZM172 235L173 234H171V238H169V237H166V238H169L171 241H172V246L174 245V248L171 246H168V249H169V247H170V253H171V256H174V257H172L171 259H175L177 256H176V253H178L179 254V251H181L182 249H181V247H183V242H185V240H183V238H182V240H183V242L182 243H179L180 241H182V240H180V238H176V234H175V238L173 237L172 238ZM256 235V236H255ZM185 236V235H184ZM246 236V237H245ZM247 236H251V237H247ZM257 236H258V239H259V237H260V240H258V239H256L257 238ZM75 237V239L76 240H74L73 238ZM162 237V236H161ZM253 237V238H252ZM254 237H255V239H254ZM63 238V239H62ZM70 238H72V239H70ZM77 238L79 239V240H77ZM245 238V239H244ZM177 239H179V240H177ZM250 240V242H248L249 244H247L248 246L246 247V243L245 242H247V241H249ZM258 240V241H257ZM61 241V242H60ZM74 241V242H73ZM171 241H169V243L171 242ZM251 241L254 243H251ZM259 241L260 242H262V243H259ZM161 242V243H160ZM165 242H167V240H164V243ZM66 243V244H65ZM72 245H70V244ZM155 243V245H153ZM168 243V242H167ZM169 243H168V245H169ZM76 244H78V242L76 243ZM170 244V245H171ZM181 244V246H180V249L181 250H179V245ZM253 245V246H255V247H253V246H250V245ZM58 245V244H57ZM79 245V244H78ZM78 245H76L75 247H77ZM60 246H61V244H60ZM97 246V245H96ZM95 246V249L97 248V247H99V246H97L96 247ZM242 246H243V248H242ZM58 247H59V245H58ZM94 247V246H93ZM250 247H252L251 248V250L249 249ZM56 249H57V247H55ZM70 248V249H69ZM172 248V249H171ZM254 248L256 249V250H254ZM20 249V248H19ZM59 250H61L60 248H58ZM67 249H69L70 250V253L72 252V254L74 255V256H76L77 258H78V260L76 259L75 261L73 260V258L75 259V257L73 256L72 257V255L71 254H69V250H68V252H67ZM90 249H92V248H90ZM99 249V248H98ZM98 249L96 250V251H94V249H92L93 250V252H94V254L95 255H97L98 254ZM101 249V248H100ZM167 249V250H168ZM257 249H258V251H257ZM262 249H264V248H262ZM261 249V250H262ZM22 250H24L25 251V249L24 248H22ZM166 250V256L168 255V257H169V253L167 254V251ZM172 250V251H171ZM18 251V250H17ZM100 251V250H99ZM103 251V250H102ZM184 251V250H183ZM183 251H182V253H183ZM255 251H256V253H255ZM19 252H21V254H23V251H19ZM101 252V251H100ZM258 252V253H257ZM263 252V251H262ZM25 254L23 255V258H22V255L21 254H19L18 256H17V259H18V257L19 256H21L19 259L20 260H17V262H19L20 263V261H21V264H24L27 260H29L30 258H27L28 256H27V250L24 252ZM69 254V258H67L66 256V254ZM86 253V252H85ZM84 253V254H85ZM88 253V252H87ZM86 253V254H87ZM89 253H90V255L92 254V252H90L89 251ZM104 253H106V252H104ZM18 254V253H17ZM94 254H92L93 256H94ZM100 254V253H99ZM172 254H174V255H172ZM185 254V255H184ZM184 256H187L188 254L186 253V252H184ZM187 254V255H186ZM262 254H264V253H262ZM82 255H83V253H82ZM181 252H180V254H179V256L174 260L175 262L176 261H179V263H180V259H182L181 258ZM16 256V255H15ZM25 256H27L26 258H27V260H25V262H22V259H24V257ZM98 256V255H97ZM106 256V255H105ZM183 256V257H184ZM70 257H72L71 259H72V262L70 263V261L69 260H71L70 259ZM87 257H88V255H87ZM91 257V256H90ZM95 257V256H94ZM99 257H100V255H99ZM104 257V256H103ZM63 258L61 259L62 261H63ZM170 258V257H169ZM185 258V260L187 259V261L189 260V258H188V256H187V258L186 257H184ZM260 258H261V256H260ZM263 258H264V256L262 257V264L264 263V261H263ZM69 259V260H68ZM258 259H259V257H258ZM31 260V259H30ZM29 260V263L31 262ZM184 260H182V262L181 263H184L183 262ZM261 261V260H260ZM167 262V264H170L169 263V261H166ZM172 263H173V261H171ZM210 262V261H209ZM211 262H213V260L211 261ZM62 263V262H61ZM177 264H178V262H176ZM176 263H173V264H176ZM186 263V262H185ZM214 263V262H213ZM261 263V262H260ZM25 264H27V262L25 263ZM63 264V263H62ZM78 264H80V262L78 263ZM81 264H82V262H81ZM186 264H188V263H186ZM209 264V263H208Z\"/></svg>", "mask_w": 264, "mask_h": 264}]
</instances>
